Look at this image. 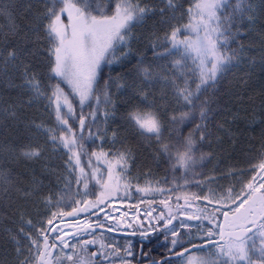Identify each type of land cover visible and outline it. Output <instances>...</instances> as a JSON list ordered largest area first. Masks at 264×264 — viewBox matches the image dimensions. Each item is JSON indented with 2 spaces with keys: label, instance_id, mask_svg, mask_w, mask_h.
I'll use <instances>...</instances> for the list:
<instances>
[{
  "label": "trees",
  "instance_id": "1",
  "mask_svg": "<svg viewBox=\"0 0 264 264\" xmlns=\"http://www.w3.org/2000/svg\"><path fill=\"white\" fill-rule=\"evenodd\" d=\"M72 2L77 3V0ZM125 3L151 11L143 21L132 23L130 47L120 46L114 57L100 62L96 69L95 91L81 108L79 93L50 72L55 57L49 54V49L54 45L44 39L43 28L48 20L43 17L51 0H0V264H20L25 256L29 257L30 264L36 263L39 254L35 249L29 253L30 241L19 233L24 225L26 231L37 235L36 229L26 226L29 219L36 228L42 223L47 229L52 213H57L58 217L62 212H70L77 201L96 204L95 208L110 203L128 204L133 208L148 199L175 203L187 196L189 200H197L190 193L201 196L197 200L199 205L223 207L216 202L220 196H227L229 188H234L235 193L245 192V186L264 162V0H246L247 10L242 16L234 12L237 0H224V7L217 13L227 33L220 37L224 46L218 47L216 56L236 52L239 62L229 64L219 79L214 84L209 82L207 90L199 95L198 106L205 100L210 102L208 127L212 134L203 142L199 140V133L195 134L193 156L197 161L202 154L210 156L190 168L180 166L177 153L184 151L185 138L199 122V108L195 109L194 118L181 122L182 113L190 109L178 97L177 89L188 88L195 92L200 83L201 59H197L195 47L204 38L205 30L194 27L201 21L205 24L208 21L199 15V0H174V10L168 8L167 0H81L77 7L82 11L86 7L84 14L89 19L95 16L102 20L116 16L117 5H121L122 10ZM62 6V3L57 5V11ZM61 21H67L64 14ZM216 23L213 19L211 27ZM176 27L182 29L177 39L184 41L178 50L173 49L167 39ZM166 48L171 51L166 52ZM186 48L190 55L185 59ZM10 50H16L19 55L15 62L6 61ZM207 58L214 57L209 53ZM108 59L113 62L108 63ZM177 60L181 64L174 67ZM24 65L28 66L30 75L37 76L44 96L38 97L25 84ZM141 67L150 69L151 81L141 75ZM207 68H211L210 63ZM106 81H110L112 101L107 105L103 102ZM57 83L62 89L61 107L67 113L66 96L75 116L68 123L72 131L65 130L66 136L77 138V144L70 145L71 150L59 139L53 144L47 131L55 129L57 138L61 134L56 104L49 105V97ZM117 83L126 86L117 90ZM97 96L101 100L98 106ZM93 107L99 108L95 121L90 115ZM105 111L109 113L107 117L103 115ZM132 112L154 114L162 124V142L154 137L148 139L147 134L141 135L129 118ZM81 114L87 117L83 129L79 123ZM97 132L98 137L94 135ZM161 143L171 146V157L161 151ZM28 148H38L41 155L25 158L22 151ZM74 153L79 156V165ZM121 153H128L129 158L122 160ZM77 178H80L79 183ZM97 179H102V183H97ZM49 195L52 203L46 206L43 198ZM204 196L208 199H203ZM99 199H103V203H99ZM225 203L235 206L230 201ZM178 232L183 234L179 237L182 246L175 248L171 241L177 237L173 235L147 238L142 262L160 260L204 242L196 229ZM13 235L19 245L11 238ZM190 236L191 243L188 242ZM261 238L257 233V247ZM40 239L42 247V236ZM18 246L22 255L17 253ZM107 247L111 250L116 246ZM137 248L136 244L135 252ZM190 253L197 255L199 261L215 260L219 246ZM89 258L92 259L91 255ZM161 264L184 263L178 258Z\"/></svg>",
  "mask_w": 264,
  "mask_h": 264
},
{
  "label": "snow or ice",
  "instance_id": "2",
  "mask_svg": "<svg viewBox=\"0 0 264 264\" xmlns=\"http://www.w3.org/2000/svg\"><path fill=\"white\" fill-rule=\"evenodd\" d=\"M81 0H77V3H80ZM246 0H237L236 8L234 12H238L243 15L247 10L245 5ZM63 4L62 7L57 11V5ZM77 3H73L72 0H51V6L47 8V12L44 14V19L48 20V23L44 25L43 31L45 33L44 39H46L54 47L49 49V54L54 55V63L51 64L50 72L55 77H59L63 80H66L69 84H73L75 90L80 95V105L81 108L90 101L92 93L95 91L94 82L96 79V69L99 67L102 60L107 59L109 56L114 57L116 50L120 46L130 47L129 41L131 39V25L132 23H139L143 21L145 16L151 11L147 7H139V5L133 7L130 4L125 3L123 9L121 10V5H117V15L110 18H105L104 20H97L95 16H92L90 19L84 12L87 11L85 7L84 11L81 8L77 7ZM168 8L175 9L176 5L174 0H167ZM197 7L200 9L199 15L201 19L204 20L205 17L208 23L204 24L205 36L202 40H199L195 51L197 52V59H201V70H200V83L196 85L195 92L191 91L188 88H178L177 95L182 98L186 105L189 106V111L182 113L181 122L195 117V109L199 108V122L195 124V127L189 133V136L185 138V148L183 152L177 153V160L180 166L185 168H190L192 165L203 161L210 154H202L197 161L193 156L195 150L196 141L194 136L196 133H199V140L201 142L208 139L211 136V130L208 127V122L210 120L211 109L208 107L209 101L205 100L197 105V100L202 91H206L209 86V82L213 84L219 79V76L222 75L226 70L229 64L233 61L239 62V56L236 52H232L229 55H220L216 56L218 47H222L223 42H221L220 37L226 36L227 29L223 28L222 22L217 15L220 8L224 7V0H220V3H217L216 0H199ZM75 12V16L73 15ZM164 11L163 9L161 10ZM67 12L70 24L64 25L61 21V15ZM215 19L217 21L215 27H210L211 21ZM71 28V36L68 35V28ZM182 32L181 28H173L171 35L167 37L172 43V48L178 50V46L183 44L184 41L178 40V34ZM215 33V36H213ZM239 34V33H238ZM39 39V37H38ZM155 48L156 45L154 44ZM187 47H191L188 45ZM171 51L166 48V52ZM240 51H243L241 46ZM211 54L213 59H208V54ZM126 56L127 53H124ZM190 54L187 52V48L184 54L186 59ZM203 57V58H201ZM19 59V55L16 50H10L7 54V62H15ZM111 59H108V63H112ZM23 63V62H22ZM142 63V62H141ZM211 64V68H207V64ZM181 64L180 60L175 61L174 67ZM140 73L145 80L151 81L152 72L148 67H141ZM25 84L31 88L36 95L44 96L45 92L41 90V85L37 76L35 74L30 75L27 65H24V71L22 73ZM51 79V76L49 77ZM123 83H117V90L125 87ZM110 81L105 82L104 91H103V102L107 105L112 103L111 94L109 91ZM62 95V89L60 88L59 83L53 86L52 96L49 97V105L52 103L56 104V119L60 126V136L57 138L55 135V129H49L50 135L49 139L53 144L59 139L63 143L65 148H70L77 144V138L75 136L69 138L65 135V130L71 132V127H68L69 119L75 118L72 105L68 103L67 97H64V105L67 107V113L64 112L60 104V99ZM54 98V99H53ZM146 99V96L144 97ZM97 106L100 104V96L96 97ZM99 112L98 107H93L90 115L93 118V121L96 120ZM105 117L109 115L107 111L103 113ZM130 120L135 122V125L138 127L140 134H147V138H155L157 142H162V124L160 120L151 113L140 114L139 112H132L129 114ZM173 121L176 120V117L172 118ZM87 117L83 114L79 117V123L81 129L86 126ZM37 128H40L41 125H36ZM222 127V125H221ZM93 135L90 133V136ZM99 136V132L96 134ZM115 136V133L113 134ZM80 139H83L81 136ZM83 147V145H81ZM161 151L171 157V146L167 143H161ZM22 155L27 159L38 158L41 155V152L38 148H28L22 151ZM77 156L76 163L79 165V156ZM94 156L97 154L94 152ZM129 158L128 153H121V159L126 160ZM72 157H69L71 160ZM99 160L100 157L97 156ZM71 167V165H69ZM259 169L264 171V162L259 164ZM74 171V169H73ZM83 172V169H81ZM95 178V177H94ZM77 178V182L79 183ZM261 182L257 186V177H253L252 181L249 182L245 187L248 189V192L245 193L243 190L239 193H235L234 188H229L227 196L221 195L219 200L216 202L222 204L224 208L228 210L223 211L224 223H218L215 221L214 216H207L209 223L213 225L212 228H209L204 235H206L209 240L215 235L214 229L219 228L220 238L224 239L225 230H228L229 239L226 242V246L222 245L219 247V254L215 260L212 259H203L200 261V264H264V176L260 177ZM97 183H102V179H97ZM197 184L200 181H196ZM106 186V185H105ZM88 185L85 183V188ZM107 187V186H106ZM161 192L164 190L161 189ZM260 193L259 197L254 198L252 193ZM30 195V193H26ZM194 199H201V196L197 193L189 194ZM241 197L244 199L241 200ZM45 205H51L52 199L51 196L44 197ZM187 200L188 197L186 196ZM203 199H208L207 196H204ZM225 201H230L231 207ZM237 201H240L237 203ZM251 201V203H250ZM99 203H103V199H99ZM211 202V201H210ZM59 203V201H57ZM80 201H77L79 204ZM166 203V202H164ZM85 204H88V207L85 208H73L71 212H62L60 215H65L69 217L75 216L79 212H88L89 208H95L96 204L89 203L85 201ZM248 205V207H245ZM222 209L217 208L214 211L220 212ZM243 210V211H242ZM232 213L230 216L229 213ZM58 214L52 213V218L47 220L49 226L52 225L53 219L56 218ZM201 220L199 225L186 224L184 221H180L181 228H192L196 227L198 230L203 229V223L201 216L197 215L195 217L188 216L189 220L192 219ZM23 220V216H21ZM165 221L164 230L166 233L170 232L174 237H177L171 241L173 248L177 246H182V240L179 238L182 233H179L176 229V226L173 225L172 221L177 219L173 216L171 219L161 217ZM172 225V227H168ZM26 226L29 229H36L37 235L33 236L30 231L25 230V226L22 225L19 228V233L23 235L25 239L30 241L28 247L29 253H32V250L35 249L39 254L40 258H43L47 255H53L52 253L47 252L49 246L51 248H56L57 245L55 242L49 245L48 229H46L43 224L39 228H36V225L33 224L32 220L29 219L26 221ZM98 227H102V222L97 224ZM91 228V225H85L84 230ZM56 231H61L57 229ZM259 233L262 237L260 240V246L257 247L256 244V234ZM88 234H93L88 232ZM43 237V246L45 251H40L41 248V239ZM19 245V240L16 236L11 237ZM56 239L59 240L61 244L65 247H68L67 241L63 236H57ZM192 237H189L188 242L191 243ZM89 243H95V241H83L84 246L86 247ZM103 247V245H101ZM75 247V245H72ZM188 249H185L187 252ZM17 253L22 255L21 247H17ZM100 253H93V256H99ZM128 255H133L131 251L128 252ZM178 255H183V253H178ZM255 257V259L253 258ZM71 259V257H69ZM20 264H30V259L28 256H25L23 260L20 261ZM44 264H47V261H44ZM155 264V262H153Z\"/></svg>",
  "mask_w": 264,
  "mask_h": 264
},
{
  "label": "flooded vegetation",
  "instance_id": "3",
  "mask_svg": "<svg viewBox=\"0 0 264 264\" xmlns=\"http://www.w3.org/2000/svg\"><path fill=\"white\" fill-rule=\"evenodd\" d=\"M261 182L260 180L258 181V183ZM164 205L161 204H156V203H152L150 205V207H141L139 206V211L137 212V216H135L134 214L131 216H128V218H121V216H119L118 211L117 213H113L112 211V206L108 207V208H102L100 210H104V212L97 216V211H94L92 214H90L89 216L80 219V223L83 222H87V224H93V223H101L103 227L108 228L109 230H114V231H121L119 230L118 225L122 226L124 224V222H126L127 224H129L130 229L126 230L127 232H125V234L129 235V236H114L109 232H100V233H95V234H91L90 238L88 239H83L80 240V243L82 242V247H85L83 244V241L87 240V241H95V243H89L87 246L89 247H94V245L96 246L97 243V239H99V244L101 239H104V247L106 250L109 249V245H114L117 246V250L112 252V255H115L117 257V259H119L118 261L121 264H134V263H140V258L142 259V254L138 255V253L133 254L132 255V260L130 262V260L128 259L129 255L128 252L133 250L134 246L137 244L139 245H144V242L146 241L147 237L144 236L145 233H149V232H153L152 235L150 236H156V213H162L164 214ZM169 207L172 210V212H174V208L175 205H173L172 203H169ZM109 214V217H107L106 219H104V216H106V214ZM132 212V211H131ZM180 214V213H179ZM138 219L139 222L142 223L144 230H139L136 223H135V219ZM147 218H151L152 223L150 222H146L148 221ZM160 218V217H159ZM118 221V223H117ZM143 221L145 223H143ZM213 225L210 224L209 222L205 223L204 228L206 230H208L209 228H212ZM148 228H154V230H147ZM129 232V233H128ZM97 236V238H96ZM101 236V237H100ZM149 237V236H148ZM146 238V239H145ZM99 252V251H98ZM93 254V253H92ZM134 257H136L134 259ZM95 260H97L100 264H106L105 260L102 258L101 255L99 256H95Z\"/></svg>",
  "mask_w": 264,
  "mask_h": 264
},
{
  "label": "rangeland",
  "instance_id": "4",
  "mask_svg": "<svg viewBox=\"0 0 264 264\" xmlns=\"http://www.w3.org/2000/svg\"><path fill=\"white\" fill-rule=\"evenodd\" d=\"M218 1L219 0H216V2H218ZM73 15L75 16V12L74 11H73ZM64 16L66 17L67 21H66V23L62 21V23L64 25H69L70 24V21H69V17H68L67 12L64 13ZM102 20H104V19H102ZM204 24L205 23L201 21L194 28L196 30L204 29ZM210 27H211V24H210ZM68 35L71 36V28L70 27L68 28ZM69 85L71 86V88H73L75 90L73 84H69ZM132 122L135 125V122L134 121H132ZM137 129H138V127H137ZM110 204H113V203H110ZM110 204H108L106 206H109ZM120 204H117V206H114V209L113 210H114V212L118 210V212L121 214V213H124L125 212L124 211L125 209L124 208H121ZM140 204H142V206L150 207V205L152 204V202L149 201V200H143L142 202H140ZM124 205L125 206H128V204H124ZM192 206H193V209H190V210H182L181 211L180 208H179V205H178V206L175 207V214L182 213L184 215L193 216V217L199 215L202 218L203 226H205V223L208 222V219L205 218V217H207V216H214V218L215 217H218L219 218L220 214L223 213V211H224L223 208L218 207V206H214V205L197 206V205L192 204ZM217 208H221L222 210L220 212H215L214 210L217 209ZM106 215H109V214L107 213ZM58 221H59V216L56 217L55 219H53V223H52L51 226H53ZM180 221L181 220L179 219L174 224L176 226V229L178 231L183 230V229H185V230H188V229H197L196 227H192V228H181L180 227V223H179ZM182 221H184L186 224H191V225H199L201 223V220H198V223H192V222H188V221H185V220H182ZM51 226H48L47 229L49 230L51 228ZM160 226H161V223L159 222V220H158V218L156 216V231L159 230V227ZM203 229L205 230V233H206L207 230L204 227H203ZM147 230H154V228H148ZM214 232L216 234L213 235L210 238V240L218 239V229L217 228L214 229ZM162 233L164 235H172L170 232L166 233L165 231H163ZM204 236H205V238L207 240H209V238L206 235H204ZM96 238H97V236H96ZM96 241L99 244V239H97ZM77 244H78L77 242H72L71 245H70V250L67 251V252L66 251H63L60 248H58V250H57V252H56V254L54 256V259H53V264H93V262L90 261V259H89V255L82 256L80 254L79 247H78ZM72 245H75V247H72ZM224 246H226V245H224ZM99 253H100L101 256L103 255L104 259L107 258V254H108L107 251H104L103 252V251H101L99 249ZM190 254L192 255L193 253H190ZM69 257H71V259H69ZM114 262H119V261H114ZM182 263H184V264H200V261L197 259V255H192V256H189V257H186V258H182Z\"/></svg>",
  "mask_w": 264,
  "mask_h": 264
},
{
  "label": "water",
  "instance_id": "5",
  "mask_svg": "<svg viewBox=\"0 0 264 264\" xmlns=\"http://www.w3.org/2000/svg\"><path fill=\"white\" fill-rule=\"evenodd\" d=\"M259 172H260V171H259ZM259 172L256 174L255 177H257V175L259 174ZM262 176H264V173L262 174ZM262 176H261V177H262ZM252 195H253L254 198H256V197H259L260 193H258V192H254V193H252ZM187 203H189L188 200H182V201L180 202V206H181L182 208L187 207ZM250 203H251V201H250ZM85 207H88V204H85V203H84L83 205H78L76 208H85ZM245 207H248V205H245ZM164 210H165V216H166L167 218H172V217H173V216L171 217V210L168 208L167 205L164 206ZM90 211H91V209L89 208V211H88V212H79V213H77V214H76L75 216H73V217L63 216V217L61 218V222H63V223H62V224H57V225H55V226L51 229L49 235H54V234H56V233H57V231H56L57 228L60 227V228H61V231H64V232H65V231H68V233H63V234H61V235H59V236H63L64 239L67 241V243H68V245H69V242H70V239H71V238L87 237V236H88V232L95 233V232H100V231H109V230H107V229L104 228V227H98L96 224H90V225H91V228H89V229L87 230V232H86V231L84 230V226H85V225H79V221L77 220L78 217H79V216H87V215L90 213ZM242 211H243V210H242ZM102 212H103V211L99 212L98 215H100ZM229 215L231 216L232 213L230 212ZM160 217H161V216H160ZM163 217H164V216H163ZM181 219H185V220H188V221H190V222H197V219L194 218V219H192V220H189L188 217H185V216H181ZM160 220L163 221V219H160ZM74 221H75V223H76V226H74V225H72V224L70 223V222H74ZM174 222H175V220L172 221L173 224H174ZM117 223H118V222H117ZM220 223H224V216H223V215H222V217H221V222H220ZM136 224H137V226H138L139 229H142V226H141V224H140L138 221H136ZM164 226H165V224L161 227L162 230H164ZM170 226H172V225H168V227H170ZM120 228H121V227H120ZM128 228H129L128 225L124 224L123 227H122L121 229H128ZM109 232H110L111 234H113V235H116V236H119V235H125V236H126V234H121V233H117V232H114V231H109ZM219 232H220V229H219ZM149 234H151V233H146L145 236H147V235H149ZM228 239H229V236H228V230L226 229V230H225V235H224V239H223V240H221L220 235H219V239H218V240L210 241V242H207V243L202 244V245H194V246H191V247L187 248V249H188L187 252H185V250H183V251H181V252H179V253H183V255H184V254H186V253H188V252H190V251H192V250L200 249V248L205 247V246H210V245H215V244H216V245H218V244H224V243H226V242L228 241ZM53 242H55L56 245H61L62 248H63V250H65V251H67V250L69 249V246H68V247H65V246H64L63 244H61V243L59 242V240L56 239V238H54ZM49 245H51V244H50V240H49ZM56 249H57V247H56V248H51V247L49 246V248L47 249V252L52 253L53 255H47V256H45V257H43V258L38 257L36 264H44V261H47V264H53V256H54V254H55V252H56ZM41 251H45L44 246L42 247ZM141 251H142V247L140 246V247H139V253H141ZM180 256H182V255H178V253H177V254H175V255H171V256L166 257L165 260H167V259H173V258H178V257H180ZM159 263H160V262H155V264H159ZM148 264H153V262H152V263H148Z\"/></svg>",
  "mask_w": 264,
  "mask_h": 264
}]
</instances>
